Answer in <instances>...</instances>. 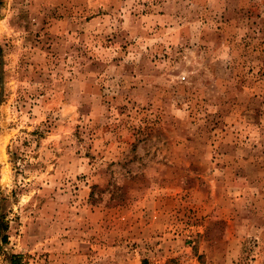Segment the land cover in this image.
<instances>
[{"label": "rangeland", "instance_id": "1", "mask_svg": "<svg viewBox=\"0 0 264 264\" xmlns=\"http://www.w3.org/2000/svg\"><path fill=\"white\" fill-rule=\"evenodd\" d=\"M0 264H264V0H0Z\"/></svg>", "mask_w": 264, "mask_h": 264}, {"label": "trees", "instance_id": "2", "mask_svg": "<svg viewBox=\"0 0 264 264\" xmlns=\"http://www.w3.org/2000/svg\"><path fill=\"white\" fill-rule=\"evenodd\" d=\"M8 230V225L4 222L3 219H0V238L3 239L4 242L7 241V236L4 233ZM20 256H13V264H16V260L20 259Z\"/></svg>", "mask_w": 264, "mask_h": 264}]
</instances>
